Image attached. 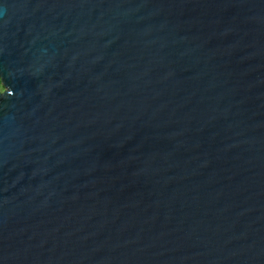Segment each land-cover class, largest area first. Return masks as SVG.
Wrapping results in <instances>:
<instances>
[{
    "label": "water",
    "instance_id": "95a60500",
    "mask_svg": "<svg viewBox=\"0 0 264 264\" xmlns=\"http://www.w3.org/2000/svg\"><path fill=\"white\" fill-rule=\"evenodd\" d=\"M0 264H264V0H0Z\"/></svg>",
    "mask_w": 264,
    "mask_h": 264
},
{
    "label": "rangeland",
    "instance_id": "374dc122",
    "mask_svg": "<svg viewBox=\"0 0 264 264\" xmlns=\"http://www.w3.org/2000/svg\"><path fill=\"white\" fill-rule=\"evenodd\" d=\"M4 90V86L2 85L1 81H0V91Z\"/></svg>",
    "mask_w": 264,
    "mask_h": 264
}]
</instances>
